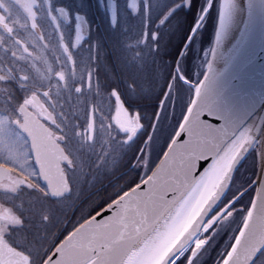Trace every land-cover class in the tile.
I'll return each instance as SVG.
<instances>
[{"label": "water", "instance_id": "95a60500", "mask_svg": "<svg viewBox=\"0 0 264 264\" xmlns=\"http://www.w3.org/2000/svg\"><path fill=\"white\" fill-rule=\"evenodd\" d=\"M21 110L23 120L14 125L29 140L39 181L53 199L70 195L62 163L71 158L50 128ZM262 133L264 0H220L207 68L160 159L141 181L65 235L41 264H140L159 235L189 209L180 231L143 260L173 264L224 199ZM9 173L0 164V181ZM252 187L243 225L221 264H253L264 250V142ZM0 264H31V258L0 235Z\"/></svg>", "mask_w": 264, "mask_h": 264}, {"label": "trees", "instance_id": "16d2710c", "mask_svg": "<svg viewBox=\"0 0 264 264\" xmlns=\"http://www.w3.org/2000/svg\"><path fill=\"white\" fill-rule=\"evenodd\" d=\"M157 1L161 5L151 9L150 15L144 5L140 14L129 11L130 20L122 16L115 21H104L99 7L97 14L90 16L96 29L90 30L83 45L74 47L69 35L74 64L70 66L74 67V73H69V80L60 86L58 92H51V110L55 113L57 127L63 123L67 125L64 145L69 154L73 158V152L78 151L82 153L80 158L85 159L78 166V161L73 158L74 167L68 171L73 188L70 197L52 200L44 191V194L33 191L20 192L9 198L19 224L6 237L13 246L28 253L33 264H41L58 241L78 223L140 180L138 169L130 166L155 127L159 104L169 86V78L177 70L200 7V0H192L189 8L175 9L172 15L162 20L167 10L181 0ZM217 2L215 0L210 5L205 18V44H210L214 34ZM64 4L73 10L78 7L75 1ZM138 27L146 36L136 41L133 34L140 31L136 30ZM47 51L59 71L56 55L51 54L50 49ZM36 84L37 87L41 85L40 82ZM2 97V103L8 101L7 98L15 105L21 101V97L12 94ZM117 101L121 105L118 109L123 112L129 110L126 106H130L129 111L134 113L135 122L139 124L136 129L139 134L129 143L123 140L127 133L121 132L120 127L112 123L114 130L111 133L106 127L116 110ZM107 107L111 109L110 115L106 114ZM99 118L105 121L104 131L106 128L101 151L98 143L100 130L97 129L98 133L90 139L86 136L89 127L93 126L96 131L94 122L101 127L102 122L97 121ZM104 149L106 153L102 154ZM84 151H90L92 155ZM86 163L89 165L85 166ZM78 170L82 174L75 178ZM4 203L8 204L7 201ZM20 235L23 237H17Z\"/></svg>", "mask_w": 264, "mask_h": 264}, {"label": "rangeland", "instance_id": "374dc122", "mask_svg": "<svg viewBox=\"0 0 264 264\" xmlns=\"http://www.w3.org/2000/svg\"><path fill=\"white\" fill-rule=\"evenodd\" d=\"M144 1L146 4H143ZM149 1L151 2L149 3ZM217 1L218 0H216V2ZM211 2L212 0H200L199 14L195 19V25L192 28L188 37V43L184 45L185 49L184 47L182 49L183 52L180 55L176 72L172 74V76L170 77L171 79L169 78L170 82L167 88L172 87L171 91L169 92L168 96H166V100L164 101L162 109L160 110L161 112H159L158 109V112L160 114L157 113V116L159 114L157 122L152 133L148 136L147 141L145 143V149L142 158L143 175L145 173H149L153 169L157 161L160 159L165 148L167 147L176 128L180 123V119L182 118L184 109L190 102L192 91L206 66L210 48L209 44L204 43V26L206 22L205 18L207 16V12L209 11ZM107 3L108 2L105 1L104 8L101 7V15L104 21L109 22L118 20L122 16H124L125 19L130 20L131 15H129V11L134 12L135 14H140V11L143 10V5L145 9H148L147 15H150L151 9H156L154 7L157 6L158 8V5H161V3L157 0H110L109 3L111 5L109 7ZM119 5H121L120 9ZM177 6L178 5H175L169 8L166 12L167 14L165 17H167L168 15H172L173 11L177 9ZM82 28L84 27H82L81 25H77L75 32L81 33L83 30ZM139 29L140 27H138V29L136 30ZM140 32L141 29L139 32L133 34V36L137 38L136 41L139 40L141 37L143 38L146 36L143 31L142 33ZM37 39L38 38H36V40ZM81 40L86 41L84 34L79 36H73L72 43L78 44ZM44 50V45H37L35 52L36 56L41 57L39 60H41L44 65V70H46L41 77L43 78V81H46L52 75L59 73L60 71H57L55 69V62L51 60L50 57L45 55ZM61 50L66 52V54L70 52V48L68 50L60 49V51ZM70 59L71 60H69L68 58H63L62 61V73L65 76L66 82L69 80V73H74V67L70 66L74 65L72 63V55L70 56ZM37 63L38 62H36L35 59L36 67L38 65ZM86 72H88V69L86 70ZM87 75L88 74L86 73V76ZM86 76H84V78ZM50 83L59 86L58 82H44L43 85L48 86L50 85ZM118 104L119 102L117 101V104L114 106L116 110L114 111V113H112V119L108 124H106V127L109 128L110 133L114 130L113 124L116 125V127H120L121 132L127 133L123 137V140L129 143V141H132L133 138H135V136L137 137V135L139 134V130H136L139 124L135 122L137 119L134 113L130 112V106H126V108L130 111L125 110L124 113L123 111L118 109V107H121V105ZM105 111L107 112V115H110L111 109H109V107H107ZM9 112L10 114L8 115L0 110V162H3L12 167V173L10 177L0 184V195L3 196V200H6L9 195L14 194L18 189L23 186H28L30 188L33 185H39V183L37 182V174L35 168L33 167V164L30 160L29 150L26 145V138H24L22 134L18 132L12 124L13 118L18 117V115L17 113H14L12 111ZM97 121L102 122L101 127L98 128V123L94 122L96 131H94L93 126L91 128L89 127V131H87L86 136H88V138L90 139L96 132L98 133L97 129H99L100 135L98 134V143H100L101 151L106 140V128L104 131V119L99 118ZM95 144H93L92 146H94ZM73 153V158L75 157L76 161H78V166H80V163H84L83 159L85 158H80V154H82L81 152L76 151V153ZM84 153L92 155L90 151H84ZM103 153H106L105 149L102 151V154ZM91 163L92 161L89 160V164ZM257 163L258 155L250 154L247 157V159L236 172L229 198H232L234 195L244 189L249 183L255 180L257 176ZM89 164L86 163L85 166H88ZM40 193L44 194L42 189ZM10 201L11 200L8 201V204L11 207L6 205L4 206V208H2V212H0L1 234L6 233V229H8L9 226L13 227V223L15 222V219L17 217L15 211L13 210V208L15 207H12ZM247 202L248 196L242 199L241 205L245 207ZM236 204L237 202L232 205L230 204V202L227 201L228 209L226 206V210L221 216H219V213L222 210H220L217 215H215L209 221V223L207 224L208 232L206 233V246L191 264L220 263V259L230 246L234 238V234L236 233L235 229L237 227L239 219L237 217L235 218L233 214L231 215L230 212V209L234 208ZM241 215H244V210L241 211ZM45 229L46 227L44 226V230ZM18 230L19 228L16 229L15 232ZM17 237L22 238L23 236L20 235ZM254 264H264V252L260 255L259 259L256 260Z\"/></svg>", "mask_w": 264, "mask_h": 264}, {"label": "flooded vegetation", "instance_id": "af4514ba", "mask_svg": "<svg viewBox=\"0 0 264 264\" xmlns=\"http://www.w3.org/2000/svg\"><path fill=\"white\" fill-rule=\"evenodd\" d=\"M68 1L78 2L77 9L73 10V8L64 4ZM105 1L107 0H0V100L4 98L2 96H8L9 94L14 97H21L18 105H15L16 103L11 104L9 98L3 104L0 101V110L8 115L10 114L9 111L17 113L18 117L13 118V120L19 122L23 120L22 107L33 112L52 130L53 137L64 148L67 125L63 123L57 127L55 113L51 110V102H53L51 92L53 90L58 92L60 86L66 83L65 76L62 73L63 58L71 60V52L66 54L60 49H69V42H71L69 35L73 38L74 35L84 34L87 38L90 30L96 29L90 16L96 15L99 7L104 8ZM107 5L109 7L111 4L108 2ZM76 24L84 27L81 33L75 32ZM36 38L38 39L36 40ZM84 40H81L78 44L74 43L73 46L83 45L86 42ZM37 45H44L46 56L50 57L47 49H50L51 54L56 55L55 59L60 72L54 74L56 76L52 75L46 81L41 78L46 70H44V65L39 60L41 57L36 56L35 49ZM35 59L38 62L37 67ZM36 82L41 83V85L38 84L40 87H37ZM44 82H58L59 86L54 84L45 86L43 85ZM60 91L62 92V89ZM15 128L22 134L17 127ZM22 136L26 138L23 134ZM26 141L30 160L33 164L31 148L27 139ZM66 152L69 154L68 151ZM142 158L143 147L130 166L131 169H138L141 175L140 179L143 177ZM0 164L11 169L9 176L5 179L7 180L12 173V167L3 162H0ZM62 165L71 184L68 171L74 167L73 161L70 164ZM33 167L35 168L34 164ZM35 171L38 178L36 168ZM78 171L75 172V175L73 174L75 178L79 173L82 174L81 170ZM30 188L23 186L16 192L27 193L32 190L41 191L42 188L46 189L40 184L33 185ZM0 206L4 208L1 201ZM6 232H9V228L6 229ZM201 239H205L204 234ZM184 258L186 257L184 256Z\"/></svg>", "mask_w": 264, "mask_h": 264}, {"label": "bare ground", "instance_id": "6f19581e", "mask_svg": "<svg viewBox=\"0 0 264 264\" xmlns=\"http://www.w3.org/2000/svg\"><path fill=\"white\" fill-rule=\"evenodd\" d=\"M214 1L215 0H212V2H211V4H213L214 3ZM191 4H192V0H190L189 1V3H187V1L186 0H181V1H179V3L177 4L178 6H177V9L178 8H180V7H182V6H184L185 8H189L190 6H191ZM218 4V3H217ZM166 14L167 13H165V15L163 16V18H162V20H166L170 15H168L167 17H165L166 16ZM216 27V26H215ZM214 32H215V30H214ZM212 41H213V37H212V40H211V42H210V44H209V48H210V51H209V56H208V59H207V62H206V66H205V68H204V70H203V72H202V74H201V76H200V78H199V80H198V82H197V84L199 83V81H200V79L202 78V76H203V74H204V72H205V69L207 68V63H208V60H209V57H210V54H211V50H212ZM196 84V85H197ZM196 85H195V87H196ZM171 86V85H170ZM195 87H194V89H193V91H192V94H191V99H192V96H193V93H194V90H195ZM171 88L172 87H169V88H167L166 89V91H165V93H164V95H166V96H168V94H169V92L171 91ZM164 97V96H163ZM163 99V98H162ZM162 99H161V102H162ZM191 99H190V101H191ZM165 100H166V98H165ZM164 100V101H165ZM161 102H160V106H159V112H161L160 110L162 109V106H163V104H164V102H163V104L161 105ZM190 103V102H189ZM189 103H188V105H189ZM188 105L186 106V108L184 109V112H183V115H184V113H185V111H186V109H187V107H188ZM158 112V113H159ZM160 114V113H159ZM158 114V115H159ZM263 134V133H262ZM261 142L263 143L264 142V134L263 135H261V137H260V140L259 141H257L256 142V144H255V146L251 149V151L249 152V154L246 156V158L244 159V161L247 159V157L251 154H256V155H258V163H257V172L256 173H258V169H259V165H260V156H261ZM63 149H64V151H67V148L65 147H63ZM70 150H72V148H70ZM244 161L241 163V165L244 163ZM70 163H72L71 161L68 163V164H70ZM240 165V166H241ZM240 168V167H239ZM238 168V169H239ZM238 171V170H237ZM236 171V172H237ZM235 175H236V173H235ZM235 175H234V178H235ZM234 178H233V181H232V184H231V186H230V188H229V190H228V192L226 193V195L224 196V199L220 202V204L218 205V207H217V209H215V211L210 215V217L207 219V221L204 223V225H203V227H202V229H201V231H200V233H199V235L195 238V240L192 242V244L182 253V254H180L174 261H173V264H188V262L187 261H185V259H187V258H190L191 257V255H192V253H193V251H194V249L196 248V247H200V249H199V251L196 253V255L193 257V258H196L198 255H199V253H201V251L204 249V247L206 246V233L208 232L207 231V229H208V227H207V224L209 223V221L215 216V215H217V213L220 211V210H222L218 215L219 216H221L224 212H225V210H226V206H227V209H228V205H227V201L228 202H230V204H232V205H234V203L235 202H237V204L234 206V208H231L230 209V212H231V215L233 214L234 215V217L236 218H238L239 219V221H238V223H237V227H236V229H235V231H236V233L234 234V238H235V236H236V234L239 232V230L241 229V227H242V225H243V222H244V220H245V217H246V213H247V211H248V208H249V205H250V202H251V195H252V192H253V190H254V187H252V188H249L250 187V185L254 182V181H252L251 183H249L244 189H242L240 192H238L236 195H234L232 198H229V196H230V191H231V189H232V186H233V182H234ZM249 188V189H248ZM130 189V188H129ZM246 196H248V202H247V204H246V206L244 207V206H242L241 204H242V199L244 198V197H246ZM242 210H244V215L242 216L241 215V211ZM188 211H189V209L188 210H186V211H184V213H182L180 216H178L177 217V219L171 224V226L166 230V231H164V232H162L161 233V235H159V237L155 240V242L151 245V247H150V249L147 251V253H146V255L144 256V259H142V261H141V263L140 264H143V260H144V262L146 261V260H148L149 259V257L151 256V255H155L156 253H159V251L160 250H162L163 249V247L167 244V243H169V241L173 238V236L175 235V234H177L179 231H180V229L182 228V226L185 224V222L187 221V214H188ZM217 218H219V217H217ZM87 219V218H86ZM86 219H84V220H86ZM83 220V221H84ZM82 221V222H83ZM82 222H80V223H78L75 227H77L79 224H81ZM74 227V228H75ZM207 227V228H206ZM73 228V229H74ZM73 229H71V230H73ZM70 230V231H71ZM69 231V232H70ZM203 234H204V236H205V239L203 240V239H201V238H203ZM234 238H233V240H234ZM201 239V240H200ZM233 240H232V242H233ZM232 242H231V244H232ZM231 244H230V246H231ZM230 246L228 247V249L226 250V252L224 253V255L222 256V258L220 259L221 261H223V259H224V257L226 256V254H227V252H228V250H229V248H230ZM264 252V250L262 251V253ZM261 253V254H262ZM260 254V255H261ZM260 255H259V257H260ZM184 256L186 257V258H184ZM259 257L256 259V260H258L259 259ZM184 260V261H183ZM256 260H255V262H256Z\"/></svg>", "mask_w": 264, "mask_h": 264}]
</instances>
